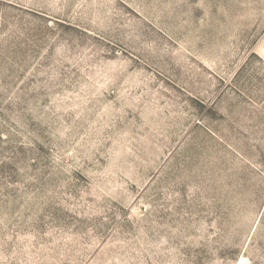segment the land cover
<instances>
[{
	"label": "rangeland",
	"instance_id": "374dc122",
	"mask_svg": "<svg viewBox=\"0 0 264 264\" xmlns=\"http://www.w3.org/2000/svg\"><path fill=\"white\" fill-rule=\"evenodd\" d=\"M264 264V0H0V264Z\"/></svg>",
	"mask_w": 264,
	"mask_h": 264
},
{
	"label": "snow or ice",
	"instance_id": "6c2138e0",
	"mask_svg": "<svg viewBox=\"0 0 264 264\" xmlns=\"http://www.w3.org/2000/svg\"><path fill=\"white\" fill-rule=\"evenodd\" d=\"M241 264H244V262H243V261H241Z\"/></svg>",
	"mask_w": 264,
	"mask_h": 264
}]
</instances>
